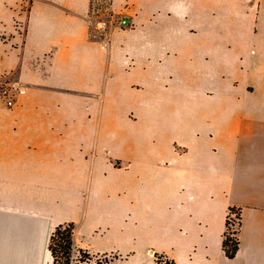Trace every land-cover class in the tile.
Listing matches in <instances>:
<instances>
[{"label":"crops","instance_id":"1","mask_svg":"<svg viewBox=\"0 0 264 264\" xmlns=\"http://www.w3.org/2000/svg\"><path fill=\"white\" fill-rule=\"evenodd\" d=\"M26 1L0 30V264H52L70 223L121 264H264V0H112L131 26L105 33L92 0H0V29Z\"/></svg>","mask_w":264,"mask_h":264},{"label":"rangeland","instance_id":"2","mask_svg":"<svg viewBox=\"0 0 264 264\" xmlns=\"http://www.w3.org/2000/svg\"><path fill=\"white\" fill-rule=\"evenodd\" d=\"M29 6H30L29 1H26L25 3L19 5L17 7V9H15V11L12 12L11 17L9 19L5 20L6 26L5 27L1 26L0 30H21V31L25 30L26 20L20 19L19 17H17V13H21L22 11H26L27 9H29ZM112 9L117 14L116 15L117 18H119V15L122 16L121 13H118L115 11L113 6H112ZM89 21L91 22L90 25L94 29H96L97 22L101 21V19H95L94 20L90 16ZM130 26L131 25L129 24L128 27H122L119 25V23L117 21H111L110 27L108 30H111L113 28L114 29H125V28H129ZM11 79H12L11 76H8L7 74L0 77V81L14 82ZM230 216H231V220L228 222V230H227L226 236L229 237L231 240L235 241V240H237L236 234H237V231H238V228L240 225V213L238 211L231 212ZM122 260L123 259H121L117 254H103V255L96 256V255H92L90 253V255L86 256V255H82L78 251H76L73 255V258H72V264H105L106 262H109V264H121ZM133 261L134 260H132L131 262H133ZM155 264H170V259L165 257L164 255H156L155 256Z\"/></svg>","mask_w":264,"mask_h":264},{"label":"trees","instance_id":"3","mask_svg":"<svg viewBox=\"0 0 264 264\" xmlns=\"http://www.w3.org/2000/svg\"><path fill=\"white\" fill-rule=\"evenodd\" d=\"M236 209H231V212H236ZM224 248L229 258H234L239 249V241L231 240L226 236ZM49 250L52 255V264H72V258L76 251L82 255H90L88 250L77 249L74 242V225H59L56 227L49 241ZM158 258V257H157ZM105 264H109L106 262ZM170 264H176L170 260Z\"/></svg>","mask_w":264,"mask_h":264},{"label":"built area","instance_id":"4","mask_svg":"<svg viewBox=\"0 0 264 264\" xmlns=\"http://www.w3.org/2000/svg\"><path fill=\"white\" fill-rule=\"evenodd\" d=\"M112 6V0H92L90 16L94 20L101 19V21L97 22L96 31L100 33L106 32L110 27L111 21H117L122 27L129 26L127 18L121 15H119V18L116 17L117 14L113 11ZM19 91L20 88L17 82L0 81V99L3 100L8 107H13L15 105V95ZM230 220L231 216H229V221Z\"/></svg>","mask_w":264,"mask_h":264}]
</instances>
